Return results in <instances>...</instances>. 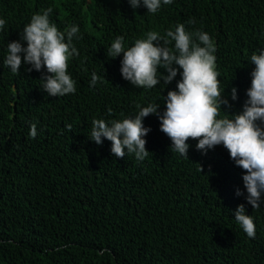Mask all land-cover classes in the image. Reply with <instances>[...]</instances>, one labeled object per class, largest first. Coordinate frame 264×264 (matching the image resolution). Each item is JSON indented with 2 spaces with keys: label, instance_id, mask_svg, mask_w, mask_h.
Returning a JSON list of instances; mask_svg holds the SVG:
<instances>
[{
  "label": "trees",
  "instance_id": "obj_1",
  "mask_svg": "<svg viewBox=\"0 0 264 264\" xmlns=\"http://www.w3.org/2000/svg\"><path fill=\"white\" fill-rule=\"evenodd\" d=\"M49 7L61 30L80 27L79 55L69 65L77 92L61 97L43 90L42 72L22 64L15 74L3 63L7 42ZM0 16L8 21L0 32V264H264V205L253 209L236 195L246 170L223 145L205 154L189 138L183 157L151 114L142 162L116 157L111 141L88 137L93 118L133 115L149 102L163 112L179 74L151 90L133 86L120 72L123 54L111 58L108 48L117 36L130 46L178 23L213 37L231 103L225 108L242 111L251 54L264 47V0H172L155 14L128 0H0ZM93 71L101 77L95 87ZM241 203L255 217V238L235 220Z\"/></svg>",
  "mask_w": 264,
  "mask_h": 264
},
{
  "label": "clouds",
  "instance_id": "obj_2",
  "mask_svg": "<svg viewBox=\"0 0 264 264\" xmlns=\"http://www.w3.org/2000/svg\"><path fill=\"white\" fill-rule=\"evenodd\" d=\"M133 9L145 7L157 13L172 0H128ZM52 8L42 9L31 16L20 34V39L7 42L3 63L18 74L21 65H30L28 71L43 73L42 87L49 96L61 97L77 92V81L69 71L70 61L79 55L74 39H80V27L72 24L61 30L51 19ZM194 22V21H190ZM8 21L0 16V32ZM217 45L204 30L195 31L178 23L165 34L151 30L145 37L126 45L123 35L117 36L108 48V55L120 60L123 79L133 86L151 90L161 82L171 84L176 77V88L164 97L166 108L149 102L137 105L138 111L122 118H93L89 139L102 144L111 141V152L116 157L133 154L137 161L149 156L146 136L151 131L145 126V117L155 115L161 121L160 129L171 139L170 148L188 158L189 138L196 140V148L203 153L223 145L235 165L243 173L244 188L236 189L253 209L264 205V47L251 54L255 68L251 72V86L243 110L230 113L221 73L217 66ZM161 69L165 71H161ZM166 72V74H165ZM101 77L91 74L90 86L95 87ZM238 99V90L231 88V100ZM111 113V109L108 110ZM71 129L72 125H66ZM38 135L37 123L30 124V136ZM246 190V191H245ZM234 217L248 237L255 238V217L246 212L244 203L237 206Z\"/></svg>",
  "mask_w": 264,
  "mask_h": 264
}]
</instances>
